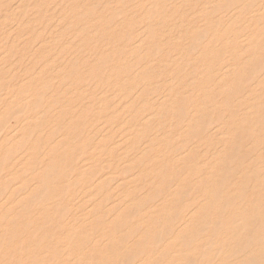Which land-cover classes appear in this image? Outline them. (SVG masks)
<instances>
[{"label": "rangeland", "instance_id": "rangeland-1", "mask_svg": "<svg viewBox=\"0 0 264 264\" xmlns=\"http://www.w3.org/2000/svg\"><path fill=\"white\" fill-rule=\"evenodd\" d=\"M263 33L264 0H0V264H264Z\"/></svg>", "mask_w": 264, "mask_h": 264}, {"label": "bare ground", "instance_id": "bare-ground-1", "mask_svg": "<svg viewBox=\"0 0 264 264\" xmlns=\"http://www.w3.org/2000/svg\"><path fill=\"white\" fill-rule=\"evenodd\" d=\"M127 1V0H126ZM212 1V0H211ZM214 1V0H213ZM246 1H248V0H246ZM84 2V1H83ZM205 2V1H204ZM152 3V2H151ZM248 3V2H247ZM15 4V3H14ZM66 4H68L67 2H66ZM9 5V4H8ZM59 5H62V4H59ZM156 5V4H155ZM158 5V4H157ZM209 5V4H208ZM13 6V5H12ZM46 6V5H45ZM73 6V5H72ZM136 6V5H135ZM137 6H138V4H137ZM186 6V5H185ZM211 6H212V4H211ZM247 6V5H246ZM65 7V6H64ZM240 7V6H239ZM242 7V6H241ZM8 8V7H7ZM66 8V7H65ZM206 8V7H205ZM244 8V7H243ZM254 8V7H253ZM252 8V9H253ZM19 9V8H18ZM180 9V8H179ZM246 9V8H245ZM65 10H67V9H65ZM81 10V9H80ZM173 10V9H172ZM209 10V9H208ZM207 10V11H208ZM47 11H49V10H47ZM199 11V10H198ZM46 12V11H45ZM47 13V12H46ZM50 13H51V11H50ZM53 13V12H52ZM56 13V12H55ZM45 14V13H44ZM246 14V13H245ZM38 14H36V16H37ZM58 16H59V14H57ZM89 15H90V13H89ZM108 15V14H107ZM147 15V14H146ZM193 15V14H192ZM200 15V14H199ZM134 16V15H133ZM144 16V15H143ZM24 17H26V16H24ZM24 17H23V19H24ZM62 17V16H61ZM65 17H66V15H65ZM135 17V16H134ZM186 17V16H185ZM224 17H225V19H226V16L224 15ZM8 18V17H7ZM59 18H60V16H59ZM63 18V17H62ZM95 18H97V17H95ZM260 18V17H259ZM4 19V18H3ZM34 19V18H33ZM32 20V19H31ZM113 20V19H112ZM124 20V19H123ZM43 21V20H42ZM41 21V22H42ZM61 21V20H60ZM95 21V20H94ZM119 21V20H118ZM174 21V20H173ZM257 21V20H256ZM46 22H48V21H46ZM50 22V21H49ZM67 22V21H66ZM91 22V21H90ZM139 22V21H138ZM184 22V21H183ZM5 23V22H4ZM23 23H24V21H23ZM123 23V22H122ZM132 23V22H131ZM160 22H158V25H160L159 24ZM190 23V22H189ZM260 23V22H259ZM10 24H12V23H10ZM207 24V23H206ZM230 24H232V23H230ZM50 25V24H49ZM60 25V24H59ZM205 25V24H204ZM48 26V25H47ZM72 26H74V25H72ZM72 26H70V29H71V27ZM77 26H79V25H77ZM184 26V25H183ZM13 27V26H12ZM57 27V26H56ZM156 27V26H155ZM200 27V26H199ZM216 27H217V25H216ZM35 28V27H34ZM63 28V27H62ZM201 28H202V26H201ZM12 29V28H11ZM39 29V28H38ZM42 29V28H41ZM66 29V28H65ZM69 29V28H68ZM68 29H66V30H68ZM107 29V28H106ZM171 29V28H170ZM258 29V28H257ZM260 29V28H259ZM23 30V29H22ZM63 30V29H62ZM173 30V29H172ZM199 30V29H198ZM198 30H196V31H198ZM215 30V29H214ZM240 30V29H239ZM10 31V30H9ZM52 31V30H51ZM84 31V30H83ZM174 31V30H173ZM216 31V30H215ZM93 32V31H92ZM162 32V31H161ZM164 32V31H163ZM162 32V33H163ZM166 32V31H165ZM178 32V31H177ZM182 32V31H181ZM185 32V31H184ZM2 33V32H1ZM47 34V33H46ZM46 34H44V35H46ZM56 34V33H55ZM164 34V33H163ZM192 34V33H191ZM211 34V33H210ZM49 35V34H48ZM51 35V34H50ZM49 35V36H50ZM73 35V34H72ZM77 35V34H76ZM149 35H150V33H149ZM175 35V34H174ZM185 35H186V33H185ZM240 35V34H239ZM239 35H238V38H239ZM248 35V34H247ZM256 35V34H255ZM254 35V36H255ZM263 35H264V33H263ZM24 36V35H23ZM74 36V35H73ZM208 36V35H207ZM252 36V35H251ZM253 36V37H254ZM2 37V36H1ZM19 37V36H18ZM129 37V36H128ZM206 37V36H205ZM204 37V38H205ZM8 38V37H7ZM103 38V37H102ZM138 38H139V36H138ZM143 38V37H142ZM173 38V37H172ZM208 38V37H207ZM212 38V37H211ZM226 38V37H225ZM232 38V37H231ZM18 39H20V38H18ZM46 39H47V37H46ZM51 39V38H50ZM49 39V40H50ZM129 39V38H128ZM153 39V38H152ZM179 39V38H178ZM227 39V38H226ZM258 39V38H257ZM8 40V39H7ZM21 40V39H20ZM97 40V39H96ZM183 40V39H182ZM212 40V39H211ZM228 40H229V38H228ZM13 41V40H12ZM131 41V40H130ZM139 41V40H138ZM163 41H165V39L163 40ZM163 41H161V42H163ZM224 41V40H223ZM14 42V41H13ZM242 42V41H241ZM4 43V42H3ZM45 43H46V41H45ZM56 43V42H55ZM140 43H141V41H140ZM151 43V42H150ZM71 44H73V43H71ZM244 44V43H243ZM19 45V44H18ZM172 45V44H171ZM41 46V45H40ZM50 46V45H49ZM97 46V45H96ZM135 46V45H134ZM235 46V45H234ZM42 47V46H41ZM51 47V46H50ZM47 48V47H46ZM62 48V47H61ZM132 48V47H131ZM136 48V47H135ZM152 48V47H151ZM17 49V48H16ZM29 49V48H28ZM39 49H41V48H39ZM63 49V48H62ZM103 50V49H102ZM242 50V49H241ZM33 51V50H32ZM200 51V50H199ZM233 51V50H232ZM91 53H89V55H90ZM161 54V53H160ZM159 54V56H161ZM197 54V53H196ZM196 54H194V56L196 55ZM2 55H3V53H2ZM33 55V54H32ZM60 55V54H59ZM85 55V54H84ZM83 55V56H84ZM95 55V54H94ZM141 55V54H140ZM139 55V56H140ZM221 55V54H220ZM236 55V54H235ZM56 56V55H55ZM91 56V55H90ZM152 56V55H151ZM158 56V55H157ZM181 56V55H180ZM237 56V55H236ZM3 58H4V56H2ZM56 57H58V56H56ZM69 57V56H68ZM85 57V56H84ZM100 57H101V55H100ZM128 57V56H127ZM185 57V56H184ZM220 57V56H219ZM15 58V57H14ZM75 58V57H74ZM131 58H133V56L131 57ZM139 58V57H138ZM153 58V57H152ZM70 59V58H69ZM154 59V58H153ZM23 60V59H22ZM72 60V59H71ZM109 61H111L110 59H108ZM159 60V59H158ZM174 60V59H173ZM219 60V59H218ZM43 61V60H42ZM49 61V60H48ZM75 61V60H74ZM77 61V60H76ZM131 61V60H130ZM168 61V60H167ZM225 61V60H224ZM14 62V61H13ZM41 62V61H40ZM51 62V61H50ZM158 62V61H157ZM15 63V62H14ZM23 63V62H22ZM53 63H54V61H53ZM74 63V62H73ZM108 63V62H107ZM172 63V62H171ZM170 63V64H171ZM214 63H216V62H214ZM235 63V62H234ZM40 64V63H39ZM38 64V65H39ZM76 64V63H75ZM16 65V64H15ZM18 65V64H17ZM108 65V64H107ZM217 65V64H216ZM22 66V65H21ZM35 66V65H34ZM61 66V65H60ZM104 66V65H103ZM110 66V65H109ZM220 66V65H219ZM236 66V65H235ZM241 66V65H240ZM7 67V66H6ZM46 67V66H45ZM49 67V66H48ZM215 67V66H214ZM217 67V66H216ZM1 68H3V67H1ZM4 68H5V66H4ZM13 68V67H12ZM37 68V67H36ZM152 68V67H151ZM165 68V67H164ZM230 68V67H229ZM44 69V68H43ZM122 69V68H121ZM46 70H48L47 69V67H46ZM60 70V69H59ZM63 70V69H62ZM61 70V71H62ZM107 70V69H106ZM120 70V69H119ZM223 70V69H222ZM34 71V70H33ZM50 71V70H49ZM125 71V70H124ZM161 71V70H160ZM56 72V71H55ZM183 72H184V70H183ZM212 72V71H211ZM219 72H221V71H219ZM33 73V72H32ZM135 73V72H134ZM208 73V72H207ZM223 73V72H222ZM54 74V73H53ZM150 74V73H149ZM210 74V73H209ZM225 74V73H224ZM6 75V74H5ZM4 74H3V76H5ZM128 75V74H127ZM146 75V74H145ZM56 76H57V73H56ZM132 76V75H131ZM196 76V75H195ZM225 76H226V74H225ZM1 77V76H0ZM2 78V77H1ZM13 78V77H12ZM136 78L138 79V77L136 76ZM211 78V77H210ZM14 79V78H13ZM12 79V80H13ZM171 79V78H170ZM169 79V80H170ZM259 79V78H258ZM24 80V79H23ZM56 80H57V78H56ZM139 80V79H138ZM168 80V79H167ZM195 80V79H194ZM256 80V79H255ZM186 81H189V80H186ZM56 82V81H55ZM66 82V81H65ZM140 82V81H139ZM166 82V81H165ZM175 82H177V81H175ZM192 82V81H191ZM225 82V81H224ZM255 82V81H254ZM13 83V82H12ZM64 83V82H63ZM67 83V82H66ZM65 83V84H66ZM144 83H145V81H144ZM143 83V84H144ZM172 83H173V81H172ZM142 84V83H141ZM156 84V83H155ZM176 84V83H175ZM221 84V83H220ZM225 84V83H224ZM23 85V84H22ZM44 85H46V84H44ZM61 85H63V84H61ZM168 85V84H167ZM178 85V84H177ZM209 85V84H208ZM255 85H257V84H255ZM16 86H17V84H16ZM57 86V85H56ZM118 86V85H117ZM45 87V86H44ZM60 87H62V86H60ZM109 87V86H108ZM125 87V86H124ZM141 87H143V85H141ZM255 87V86H254ZM65 88V87H64ZM68 88V87H67ZM82 88V87H81ZM94 88V87H93ZM136 88H138V87H136ZM159 88V87H158ZM164 88V87H163ZM168 88V87H167ZM179 88V87H178ZM258 88V87H257ZM256 88V89H257ZM50 89V88H49ZM83 89V88H82ZM125 89V88H124ZM124 89H122V90H124ZM141 89V88H140ZM157 89V88H156ZM213 89V88H212ZM59 90V89H58ZM137 90V89H136ZM176 90V89H175ZM180 90V89H179ZM53 91V90H52ZM86 91H87V88H86ZM93 91V90H92ZM103 91V90H102ZM126 91V90H125ZM137 91H139V90H137ZM2 92V91H1ZM1 92H0V95H2L1 94ZM3 92H4V90H3ZM11 92V91H10ZM115 92V91H114ZM168 92V91H167ZM172 92V91H171ZM188 92V91H187ZM12 93V92H11ZM10 93V94H11ZM106 93V92H105ZM189 93V92H188ZM44 94V93H43ZM50 94V93H49ZM48 94V95H49ZM115 94V93H114ZM137 94V93H136ZM103 95V94H102ZM101 95V96H102ZM124 95V94H123ZM140 95V94H139ZM162 95V94H161ZM192 95V94H191ZM115 96V95H114ZM113 96V97H114ZM118 96V95H117ZM132 96H134V95H132ZM194 96H195V94H194ZM256 96V95H255ZM4 97V96H3ZM43 97V96H42ZM54 97V96H53ZM111 97V96H110ZM116 97V96H115ZM244 97V96H243ZM22 97H20V99H21ZM90 98V97H89ZM151 98V97H150ZM149 98V99H150ZM155 98V97H154ZM161 99H162V97H160ZM174 98V97H173ZM191 98H193V97H191ZM191 98L189 99V100H191ZM245 98V97H244ZM125 99V103H127V101H126V98H124ZM128 99V98H127ZM132 99V98H131ZM136 99V98H135ZM157 100L159 99V98H156ZM183 99H184V97H183ZM185 99H187V98H185ZM140 100V99H139ZM152 100V99H151ZM160 100V99H159ZM158 100V101H159ZM175 100V99H174ZM238 100V99H237ZM244 100V99H243ZM261 100V99H260ZM39 101V100H38ZM83 101V100H82ZM128 101H130L129 99H128ZM138 101V100H137ZM172 101V100H171ZM176 101V100H175ZM236 101V100H235ZM234 101V102H235ZM12 102V101H11ZM11 102H9V103H11ZM115 102V101H114ZM123 102V101H122ZM134 102V101H133ZM152 102V101H151ZM162 102V101H161ZM173 102V101H172ZM202 102H204V101H202ZM233 102V103H234ZM260 102V101H259ZM7 103V102H6ZM45 103V102H44ZM43 103V104H44ZM69 103V102H68ZM87 103H89V101H87ZM86 103V104H87ZM111 103H113V102H111ZM120 103V102H119ZM124 103V102H123ZM156 104L158 103V102H155ZM183 103H184V100H183ZM12 104V103H11ZM42 104V105H43ZM96 104V103H95ZM145 104V103H144ZM162 104V103H161ZM171 104V103H170ZM192 104V103H191ZM194 104V103H193ZM83 105V104H82ZM131 105V104H130ZM152 105H153V102H152ZM176 105V104H175ZM7 106V105H6ZM12 106V105H11ZM73 106V105H72ZM91 106H94V105H91ZM110 106H112V105H110ZM160 106H162V105H160ZM218 106V105H217ZM5 106H3V108H4ZM26 107V106H25ZM124 107V106H123ZM138 107V106H137ZM136 107V108H137ZM163 107V106H162ZM170 107V106H169ZM188 108H189V106H187ZM191 107V106H190ZM258 107H260V106H258ZM81 108V107H80ZM119 108V107H118ZM122 108V107H121ZM167 108V107H166ZM185 108V107H184ZM6 109H7V107H6ZM253 109V108H252ZM2 110V109H1ZM23 110V109H22ZM34 110H36V109H34ZM71 110V109H70ZM82 110H84V109H82ZM160 110H161V108H160ZM6 111V110H5ZM39 111V110H38ZM45 111V110H44ZM65 111V110H64ZM72 111V110H71ZM117 111V110H116ZM121 111V110H120ZM140 112H142V110H140ZM184 112V111H183ZM182 112V113H183ZM238 112H241V110H239ZM61 113V112H60ZM66 113V112H65ZM92 113V112H91ZM91 113H89V114H91ZM134 113V112H133ZM132 113V114H133ZM139 113V112H138ZM149 113H150V111H149ZM151 113H153L154 114V112L153 111H151ZM264 113V112H263ZM72 114H74V113H72ZM111 114V113H110ZM117 114V113H116ZM42 115H44L43 113H42ZM78 115V114H77ZM122 115V114H121ZM131 115V114H130ZM151 115V114H150ZM149 115V116H150ZM162 115V114H161ZM160 115V116H161ZM173 115V114H172ZM73 116V115H72ZM75 116V115H74ZM90 116V115H89ZM114 116V115H113ZM148 116V115H147ZM152 116V115H151ZM165 116H167V115H165ZM7 117V116H6ZM6 117H5V119H6ZM30 117V116H29ZM35 117V116H34ZM37 117H39V116H37ZM57 117V116H56ZM78 117V116H77ZM116 118H117V116H115ZM73 118V117H72ZM79 118V117H78ZM161 118V117H160ZM207 118V117H206ZM59 119V117L57 118V120ZM66 119H67V117H66ZM90 119V118H89ZM121 119V118H120ZM138 119V118H137ZM143 119H145V118H143ZM10 120V119H9ZM123 120V119H122ZM151 120V119H150ZM7 121V120H6ZM5 121V122H6ZM29 121V120H28ZM41 121V120H40ZM90 121V120H89ZM125 121V120H124ZM123 121V122H124ZM151 121H153V120H151ZM162 121V120H161ZM184 121H185V119H184ZM4 122V123H5ZM72 122H73V120H72ZM146 122V121H145ZM155 122V121H154ZM2 123V122H1ZM7 123H8V121H7ZM24 123V122H23ZM128 123V122H127ZM126 123V124H127ZM140 123V122H139ZM149 123V122H148ZM184 123V122H183ZM63 124V123H62ZM122 124V123H121ZM155 124V123H154ZM153 124V125H154ZM176 124V123H175ZM2 125H3V123H2ZM51 125V124H50ZM129 125V124H128ZM141 125V124H140ZM156 125V124H155ZM121 126V125H120ZM119 126V127H120ZM133 126V125H132ZM131 126V127H132ZM144 126H145V124H144ZM164 126V125H163ZM220 126V125H219ZM48 127V126H47ZM103 127V126H102ZM124 127V126H123ZM142 127V126H141ZM24 128V127H23ZM37 128V127H36ZM46 128V127H45ZM113 128H115V127H113ZM140 128V127H139ZM152 128V127H151ZM174 128V127H173ZM183 128V127H182ZM217 128V127H216ZM95 129H97V128H95ZM111 130H112V128H110ZM129 129H131V128H129ZM128 129V130H129ZM161 129H163V128H161ZM160 128H159V130H161ZM165 129V128H164ZM184 129V128H183ZM7 130V129H6ZM91 130H92V128H91ZM139 130V129H138ZM152 130V129H151ZM40 131V130H39ZM42 131V130H41ZM46 131V130H45ZM71 131V130H70ZM73 131V130H72ZM105 131V130H104ZM9 132V131H8ZM84 132H85V130H84ZM159 132V131H158ZM95 133V132H94ZM97 133V132H96ZM103 133V132H102ZM160 133H161V131H160ZM159 133V134H160ZM172 133V132H171ZM81 134V133H80ZM89 134H90V132H89ZM107 134V133H106ZM143 134V133H142ZM166 134V133H165ZM36 135V134H35ZM42 135H45V134H42ZM85 135V134H84ZM90 135H93V134H90ZM96 135V134H95ZM54 136V135H53ZM68 136V135H67ZM98 135H96V137H97ZM100 136H101V134H100ZM162 136V135H161ZM171 136H172V134H171ZM52 137V136H51ZM131 137V136H130ZM224 137H226V136H224ZM94 138V137H93ZM93 138H91V139H93ZM107 138V137H106ZM156 138V137H155ZM154 138V139H155ZM2 139V138H1ZM63 140L65 139V137L64 138H62ZM75 139H76V136H75ZM75 139H74V141H75ZM78 139H80V138H78ZM127 139H129V138H127ZM152 139V138H151ZM94 140V139H93ZM96 140H98V139H96ZM99 140H100V138H99ZM123 140V139H122ZM48 141H50V138H49V140ZM56 141V140H55ZM73 141V140H72ZM77 142V141H76ZM78 142H80V140L78 141ZM17 143V142H16ZM19 143V142H18ZM55 143V142H54ZM75 143V142H74ZM100 143V142H99ZM20 144V143H19ZM53 144V143H52ZM72 144H73V142H72ZM93 144V143H92ZM124 144V143H123ZM127 144H128V142H127ZM253 144V143H252ZM251 144V145H252ZM9 145V144H8ZM51 145V144H50ZM110 145V144H109ZM7 146V145H6ZM97 146V144H95V146H93V147H96ZM110 146H112V145H110ZM247 146H249V145H247ZM9 147V146H8ZM87 147L88 148H90V146H89V144H87ZM103 147V146H102ZM142 147V145L140 146V148ZM5 149V148H4ZM35 148L33 147V150H34ZM129 149V148H128ZM194 149V148H193ZM16 150H17V148H16ZM60 150V149H59ZM101 150H103V149H101ZM111 150V149H110ZM214 150V149H213ZM216 150V149H215ZM10 151V150H9ZM86 151V150H85ZM95 151H96V148H95ZM97 151H98V149H97ZM109 151V150H108ZM114 150H112L111 152H113ZM148 151V150H147ZM147 151H146V153H147ZM24 152V151H23ZM25 152H27V150L25 151ZM30 152V151H29ZM111 152H110V155H112L111 154ZM132 152V151H131ZM217 150H216V154H217ZM260 152V151H259ZM261 152H263V151H261ZM18 153V152H17ZM80 153H81V151H80ZM83 153V152H82ZM127 153H129V152H127ZM141 153V152H140ZM143 153V152H142ZM221 153V152H220ZM219 153V154H220ZM258 153V152H257ZM22 154V153H21ZM20 154V155H21ZM89 154V153H88ZM116 154V153H115ZM144 154V153H143ZM223 154V153H222ZM145 155V154H144ZM103 156H104V154H103ZM129 156V155H128ZM128 156H127V158H128ZM135 156V155H134ZM182 156V155H181ZM18 157H19V155H18ZM44 157V156H43ZM142 157V156H141ZM161 157V156H160ZM179 157V156H178ZM219 157V156H218ZM30 158V157H29ZM96 158H99V157H96ZM119 158V157H118ZM126 158V157H125ZM136 158V157H135ZM3 159H5V157H3ZM42 159V158H41ZM92 159V158H91ZM109 159V158H108ZM116 159H117V157H116ZM122 159V158H121ZM137 159V158H136ZM175 159V158H174ZM39 160V159H38ZM94 160V159H93ZM110 160H112L111 159V157H110ZM13 161V160H12ZM78 161V160H77ZM91 161V160H90ZM133 161V160H132ZM14 162V161H13ZM16 162V161H15ZM26 162V161H25ZM82 162V161H81ZM80 162V163H81ZM88 162V161H87ZM94 162H95V160H94ZM121 162V161H120ZM79 163V164H80ZM216 163V162H215ZM11 164H12V162H11ZM102 164V163H101ZM78 165V164H77ZM121 165H122V163H121ZM74 166V165H73ZM112 166V165H111ZM202 166V165H201ZM77 167H79V165L77 166ZM97 167V166H96ZM264 167V166H263ZM215 168V167H214ZM110 169V168H109ZM216 169V168H215ZM12 170V169H11ZM40 170V169H39ZM161 170V169H160ZM264 170V169H263ZM260 171V170H259ZM13 173V172H12ZM108 173V172H107ZM107 173H105V174H107ZM148 173V172H147ZM11 174V173H10ZM34 174V173H33ZM32 174V175H33ZM113 174V173H112ZM254 174V173H253ZM36 175V174H35ZM141 175V174H140ZM11 176V175H10ZM12 176H13V174H12ZM74 176H76V175H74ZM105 176V175H104ZM113 176V175H112ZM116 176V175H115ZM133 177V176H132ZM251 177V176H250ZM75 178V177H74ZM103 178V177H102ZM138 178V177H137ZM261 178V177H260ZM3 179V178H2ZM26 179V178H25ZM69 179V178H68ZM67 179V180H68ZM73 179V178H72ZM79 179V178H78ZM69 180H71V179H69ZM113 180V179H112ZM199 180V179H198ZM69 182V181H68ZM67 183V182H66ZM98 183V182H97ZM118 183V182H117ZM116 183V184H117ZM254 183V182H253ZM112 184V183H111ZM121 184V183H120ZM131 184V183H130ZM129 184V185H130ZM247 184V183H246ZM132 185V184H131ZM135 185V184H134ZM139 185V184H138ZM35 186V185H34ZM76 186H77V184H76ZM94 186V185H93ZM111 187H112V185H111ZM116 187V186H115ZM139 187V186H138ZM254 187V186H253ZM88 188H90V187H88ZM113 188V187H112ZM118 188V187H117ZM33 189V188H32ZM140 189V188H139ZM250 189V188H249ZM11 190V189H10ZM83 190V189H82ZM112 190V189H111ZM138 190V189H137ZM29 191V190H28ZM113 191V190H112ZM111 191V192H112ZM9 192V191H8ZM22 192H24V191H22ZM92 192V191H91ZM106 192V191H105ZM110 192V193H111ZM129 192V191H128ZM252 192V191H251ZM27 193V192H26ZM53 193V192H52ZM108 193H109V191H108ZM113 193V192H112ZM120 193V192H119ZM96 194V193H95ZM25 195V194H24ZM94 195V194H93ZM93 195H91V196H93ZM96 195H98V194H96ZM118 195V194H117ZM145 195V194H144ZM132 196V195H131ZM79 197H80V195H79ZM97 197V196H96ZM143 197V196H142ZM54 198H57V197H54ZM128 198V197H127ZM144 198V197H143ZM109 199V198H108ZM124 199V198H123ZM141 199V198H140ZM84 200V199H83ZM93 200V199H92ZM5 202H6V200H4ZM53 201V200H52ZM77 201V200H76ZM3 202V201H2ZM15 202V201H14ZM96 202H97V200H96ZM100 202H102V201H100ZM143 202V201H142ZM95 203V202H94ZM145 203V202H144ZM33 204V203H32ZM131 204V203H130ZM159 204V203H158ZM39 205V204H38ZM77 205V204H76ZM4 206V205H3ZM9 206H12V205H9ZM20 206V205H19ZM87 206H88V204H87ZM91 206V205H90ZM89 206V207H90ZM109 206V205H108ZM130 206V205H129ZM156 206V205H155ZM179 206V205H178ZM74 207V206H73ZM153 207V206H152ZM214 207V206H213ZM41 208V207H40ZM247 209V208H246ZM105 210V209H104ZM120 210V209H119ZM215 210H216V208H215ZM77 211V210H76ZM145 211V210H144ZM189 211V210H188ZM118 212V211H117ZM193 212V211H192ZM221 212H223V211H221ZM112 214V213H111ZM142 214H144V213H142ZM235 215V214H234ZM47 216V215H46ZM89 216V215H88ZM110 216V215H109ZM149 216V215H148ZM9 217V216H8ZM70 217H71V215H70ZM95 217V216H94ZM93 217V218H94ZM74 218H75V216H74ZM92 218V217H91ZM188 218V217H187ZM7 220V219H6ZM5 220V221H6ZM64 220V219H63ZM146 220V219H145ZM256 220H258V221H260V223H261V225H260V227H258L257 225L255 226V227H253V224L256 222ZM189 221V220H188ZM7 222V221H6ZM78 222V221H77ZM187 222V221H186ZM88 223V222H87ZM111 223V222H110ZM113 223V222H112ZM210 223H212V222H210ZM143 224V223H142ZM219 224H220V222H219ZM244 224H245V233H249L250 235H252L254 232L255 233H261V236L262 237H264V212H259L258 210L257 211H255L254 212V216L252 217V219H250V220H246L245 222H244ZM218 225V224H217ZM222 225V224H221ZM72 226H73V224H72ZM74 226H75V224H74ZM224 226V225H223ZM69 227V226H68ZM135 227V226H134ZM224 227H227V226H224ZM180 228H182L181 226H180ZM226 229H228V228H226ZM258 229V230H257ZM178 230V229H177ZM81 232V231H80ZM87 235V234H86ZM67 236V235H66ZM93 237V236H92ZM65 238V237H64ZM172 238V237H171ZM201 238V237H200ZM205 238V237H204ZM175 239V238H174ZM1 240V239H0ZM251 240V239H250ZM94 241V240H93ZM124 241V240H123ZM169 241V240H168ZM199 241V240H198ZM252 241V240H251ZM140 242V241H139ZM189 242L191 243L192 242V238H189ZM195 242V241H194ZM134 243V242H133ZM167 243V242H166ZM165 243V244H166ZM252 243V242H251ZM106 244V243H105ZM109 244V243H108ZM89 245V244H88ZM104 245V244H103ZM134 245H135V243H134ZM101 246H102V244H101ZM100 246V247H101ZM127 246H128V244H127ZM91 248V247H90ZM163 248V247H162ZM87 250V249H86ZM118 251V250H117ZM119 252V251H118ZM82 253V252H81ZM248 253V252H247ZM253 253V252H252ZM254 254V253H253ZM256 255V254H255ZM257 256V255H256ZM62 257H64V256H62ZM244 257V256H243ZM261 258V257H260ZM240 259V258H239ZM164 261H167V258H164ZM163 261V262H164ZM72 262V261H71ZM139 264H140V261L138 262ZM184 263V262H183ZM77 264V263H76Z\"/></svg>", "mask_w": 264, "mask_h": 264}]
</instances>
